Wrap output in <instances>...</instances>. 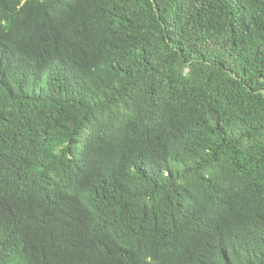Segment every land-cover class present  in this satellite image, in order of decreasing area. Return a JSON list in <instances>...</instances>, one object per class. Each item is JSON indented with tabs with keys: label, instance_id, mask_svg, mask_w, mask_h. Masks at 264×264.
Listing matches in <instances>:
<instances>
[{
	"label": "trees",
	"instance_id": "trees-1",
	"mask_svg": "<svg viewBox=\"0 0 264 264\" xmlns=\"http://www.w3.org/2000/svg\"><path fill=\"white\" fill-rule=\"evenodd\" d=\"M0 264H264V0H0Z\"/></svg>",
	"mask_w": 264,
	"mask_h": 264
}]
</instances>
